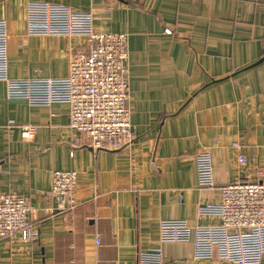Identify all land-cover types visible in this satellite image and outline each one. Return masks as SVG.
<instances>
[{
	"label": "crops",
	"instance_id": "crops-1",
	"mask_svg": "<svg viewBox=\"0 0 264 264\" xmlns=\"http://www.w3.org/2000/svg\"><path fill=\"white\" fill-rule=\"evenodd\" d=\"M30 3L61 4L91 14L96 33L128 35L136 131L119 150L75 147L80 134L69 125V105L9 100L0 81V191L29 199L39 231L32 242L0 241V264H143L139 253L159 246L164 264H233L194 259L191 242L162 243L159 222L220 226L199 208L217 206L222 187L264 167V63L243 71L264 57V0H0L12 80L66 78L70 48L87 42L29 35ZM27 125L37 127L32 138L22 135ZM206 149L213 188L198 185L196 156ZM54 170L78 173L70 213L51 195Z\"/></svg>",
	"mask_w": 264,
	"mask_h": 264
},
{
	"label": "built area",
	"instance_id": "built-area-1",
	"mask_svg": "<svg viewBox=\"0 0 264 264\" xmlns=\"http://www.w3.org/2000/svg\"><path fill=\"white\" fill-rule=\"evenodd\" d=\"M29 35L86 37L84 46L71 47L69 75L64 79L12 80L8 77V24L0 20V81L7 84L9 100L32 106L64 103L70 107L69 125L79 132L75 147L95 151L119 150L131 140L129 100V51L125 33H96L91 14H79L53 3H30L27 7ZM170 34V30H166ZM36 126H23L24 138H32ZM237 162L245 171L248 158L244 145L232 144ZM74 157V152L71 153ZM198 185L215 186L213 154L196 156ZM78 173L54 170L51 195L57 209L72 212L78 206ZM217 206L200 207V215L221 219L216 227H191L185 220L159 222L160 241L191 242L196 260H220L233 264H262L264 259V167L249 177L221 188ZM29 199L19 193L0 191V241L21 236L25 242L38 239L32 224ZM101 241L97 236V243ZM143 264H164L163 250L156 247L139 253Z\"/></svg>",
	"mask_w": 264,
	"mask_h": 264
},
{
	"label": "water",
	"instance_id": "water-1",
	"mask_svg": "<svg viewBox=\"0 0 264 264\" xmlns=\"http://www.w3.org/2000/svg\"><path fill=\"white\" fill-rule=\"evenodd\" d=\"M263 63H264V57L261 58V59H260L259 61H257L256 63H254V64H252V65L246 67L245 69H243V71L251 70V69H253V68H256V67L262 65ZM13 101H15V100H13ZM16 101H17V100H16Z\"/></svg>",
	"mask_w": 264,
	"mask_h": 264
}]
</instances>
